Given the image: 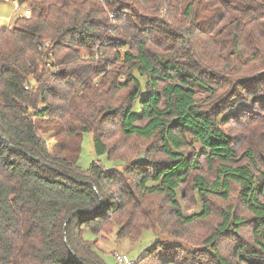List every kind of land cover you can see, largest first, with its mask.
I'll use <instances>...</instances> for the list:
<instances>
[{
  "label": "trees",
  "instance_id": "obj_1",
  "mask_svg": "<svg viewBox=\"0 0 264 264\" xmlns=\"http://www.w3.org/2000/svg\"><path fill=\"white\" fill-rule=\"evenodd\" d=\"M20 3L0 28V264H106L84 232L115 230L176 241L135 264H264V0ZM39 124L66 134L54 154ZM88 133L124 169L78 168Z\"/></svg>",
  "mask_w": 264,
  "mask_h": 264
},
{
  "label": "rangeland",
  "instance_id": "obj_2",
  "mask_svg": "<svg viewBox=\"0 0 264 264\" xmlns=\"http://www.w3.org/2000/svg\"><path fill=\"white\" fill-rule=\"evenodd\" d=\"M23 8L28 5H22ZM21 12L16 10L13 4V0H0V28L1 29H12L14 22L20 17ZM104 56L98 55L95 60L102 59ZM139 112V106L136 108ZM56 132L58 134H56ZM38 134L44 139L45 142L49 144V150L54 154V146L60 138H66V134L63 133L60 126H55V128L50 125L39 124ZM93 134L82 135L78 142V149H74L72 153L73 161L78 168L82 170H89L91 165L95 162H100V164L106 167L108 170H122L124 165L118 162L109 161L107 156H97L94 150ZM182 189H180L179 198L181 197ZM182 201V200H181ZM201 211V206H197L193 213H199ZM187 215L189 212L185 210ZM84 239L90 242L99 240L98 249L100 254L106 264H117L116 255H121L126 257L130 261L138 262L143 258L151 248H153L159 242H170L175 243L176 241L165 235H161L158 232H153L150 230L144 231L140 240L133 243L128 238L120 237L117 230L111 235H106L104 237H99L92 234L89 231L84 232Z\"/></svg>",
  "mask_w": 264,
  "mask_h": 264
},
{
  "label": "built area",
  "instance_id": "obj_3",
  "mask_svg": "<svg viewBox=\"0 0 264 264\" xmlns=\"http://www.w3.org/2000/svg\"><path fill=\"white\" fill-rule=\"evenodd\" d=\"M13 4H14L15 9L20 11L21 15L23 17H25L27 19H29L31 17L32 10H31L30 6L23 8L21 6L20 0H13ZM115 258H116L117 264H135L134 261H130L126 257L121 256V255H116Z\"/></svg>",
  "mask_w": 264,
  "mask_h": 264
},
{
  "label": "water",
  "instance_id": "obj_4",
  "mask_svg": "<svg viewBox=\"0 0 264 264\" xmlns=\"http://www.w3.org/2000/svg\"><path fill=\"white\" fill-rule=\"evenodd\" d=\"M145 162V154L143 153L137 160L136 163L137 164H142Z\"/></svg>",
  "mask_w": 264,
  "mask_h": 264
}]
</instances>
